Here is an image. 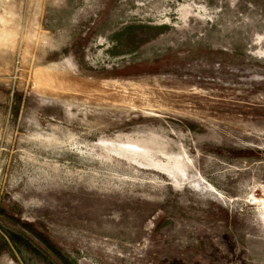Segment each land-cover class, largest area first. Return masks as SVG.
Masks as SVG:
<instances>
[{
    "label": "rangeland",
    "instance_id": "374dc122",
    "mask_svg": "<svg viewBox=\"0 0 264 264\" xmlns=\"http://www.w3.org/2000/svg\"><path fill=\"white\" fill-rule=\"evenodd\" d=\"M0 264H264V0H0Z\"/></svg>",
    "mask_w": 264,
    "mask_h": 264
}]
</instances>
